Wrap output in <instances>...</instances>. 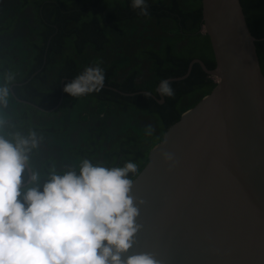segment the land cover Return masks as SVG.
Wrapping results in <instances>:
<instances>
[{"label":"trees","instance_id":"16d2710c","mask_svg":"<svg viewBox=\"0 0 264 264\" xmlns=\"http://www.w3.org/2000/svg\"><path fill=\"white\" fill-rule=\"evenodd\" d=\"M148 15L132 0H0V85L7 73L10 121L4 133L42 136L32 166L46 179L94 165L147 163L149 151L180 116L215 84L194 64L187 78L171 82L174 95L155 91L162 79L184 76L189 63L215 62L200 32L201 0H145ZM264 75V0H240ZM104 70L99 91L80 97L64 87L88 66ZM151 92L146 98L143 94ZM22 102H20V101ZM151 125L153 134L144 129Z\"/></svg>","mask_w":264,"mask_h":264},{"label":"water","instance_id":"95a60500","mask_svg":"<svg viewBox=\"0 0 264 264\" xmlns=\"http://www.w3.org/2000/svg\"><path fill=\"white\" fill-rule=\"evenodd\" d=\"M201 8L214 68L194 59L184 76L168 80L187 78L198 64L215 86L164 133L133 179L132 194L145 204L128 255L151 253L159 264H264V75L256 39L240 0H201ZM166 152L174 162H165Z\"/></svg>","mask_w":264,"mask_h":264},{"label":"clouds","instance_id":"9594fccd","mask_svg":"<svg viewBox=\"0 0 264 264\" xmlns=\"http://www.w3.org/2000/svg\"><path fill=\"white\" fill-rule=\"evenodd\" d=\"M133 9L148 15L145 0H132ZM15 73L0 85V264H159L151 253L128 255L142 225L139 208L145 204L132 194L138 164L122 167L94 165L84 159L78 170L62 174L55 167L46 179L31 164V154L42 136L30 130L6 135L8 107ZM104 70L88 66L64 87L72 97L99 91ZM161 97L174 95L171 82L162 79L155 90ZM146 98L151 92L143 94ZM154 129L145 127L146 135ZM167 163L171 153H163Z\"/></svg>","mask_w":264,"mask_h":264}]
</instances>
